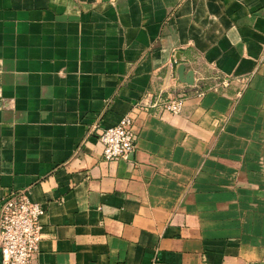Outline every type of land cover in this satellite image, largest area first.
I'll use <instances>...</instances> for the list:
<instances>
[{"label":"crops","instance_id":"1","mask_svg":"<svg viewBox=\"0 0 264 264\" xmlns=\"http://www.w3.org/2000/svg\"><path fill=\"white\" fill-rule=\"evenodd\" d=\"M188 61L248 85L132 112ZM129 113L106 160L96 130ZM21 190L31 264H264V0H0V210Z\"/></svg>","mask_w":264,"mask_h":264},{"label":"built area","instance_id":"2","mask_svg":"<svg viewBox=\"0 0 264 264\" xmlns=\"http://www.w3.org/2000/svg\"><path fill=\"white\" fill-rule=\"evenodd\" d=\"M194 66H191V65ZM186 72L193 73V82L177 83L169 92H159L142 99L133 113L165 112L180 114L189 96H205L209 91L220 92L232 82H239L242 88L248 85V76H222L216 68L212 74H204L202 67L195 68V62H186ZM97 140L102 146L103 157L114 161L128 157L134 152L138 134L134 131L131 113L121 118L118 124L97 129ZM44 208L30 199L28 190L12 192L3 199L0 210V264H31L37 256L42 239L40 217Z\"/></svg>","mask_w":264,"mask_h":264},{"label":"water","instance_id":"3","mask_svg":"<svg viewBox=\"0 0 264 264\" xmlns=\"http://www.w3.org/2000/svg\"><path fill=\"white\" fill-rule=\"evenodd\" d=\"M183 77L182 80L187 83H192L193 82V73L192 72H185V67H183Z\"/></svg>","mask_w":264,"mask_h":264}]
</instances>
